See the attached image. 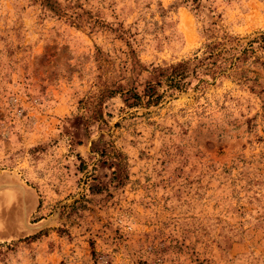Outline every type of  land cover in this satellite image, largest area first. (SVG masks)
Segmentation results:
<instances>
[{
  "label": "rangeland",
  "instance_id": "rangeland-1",
  "mask_svg": "<svg viewBox=\"0 0 264 264\" xmlns=\"http://www.w3.org/2000/svg\"><path fill=\"white\" fill-rule=\"evenodd\" d=\"M0 264H264V0H0Z\"/></svg>",
  "mask_w": 264,
  "mask_h": 264
},
{
  "label": "trees",
  "instance_id": "trees-1",
  "mask_svg": "<svg viewBox=\"0 0 264 264\" xmlns=\"http://www.w3.org/2000/svg\"><path fill=\"white\" fill-rule=\"evenodd\" d=\"M205 47L207 49H209L208 54L211 55L212 54V45L210 44H206ZM208 72H210L211 74H214L212 69H207ZM185 73V69H184V63H176L174 66L170 67V72H169V76L168 79L170 80V86H173L174 88H179V86H182V82L181 79L183 78Z\"/></svg>",
  "mask_w": 264,
  "mask_h": 264
}]
</instances>
